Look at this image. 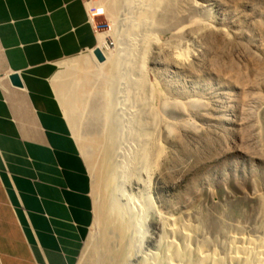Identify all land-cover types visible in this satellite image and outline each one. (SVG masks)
I'll return each instance as SVG.
<instances>
[{
  "label": "rangeland",
  "instance_id": "obj_1",
  "mask_svg": "<svg viewBox=\"0 0 264 264\" xmlns=\"http://www.w3.org/2000/svg\"><path fill=\"white\" fill-rule=\"evenodd\" d=\"M138 1L128 0L124 7L128 20H123L119 38L125 40L117 48L111 19L101 8L91 11L105 50L120 58L111 116L118 129L116 162L128 174L140 154L136 116L142 113L148 120V104L134 101L135 88L130 92L147 41L143 27L136 31L133 26L138 22L133 12ZM167 4L159 11L160 27L153 28L158 41H147L146 80L153 92L151 108L159 113L155 128L162 147L161 155L152 158L150 192L165 217L187 228L184 236L176 230L177 244L190 252L199 249L222 257L225 264H238L230 260L234 248H244L248 241L264 243V0H168ZM197 22L210 29L199 31ZM184 51L186 56L175 57ZM59 64L57 71H64ZM151 90L145 88V97ZM98 125L91 121L83 131ZM142 189L131 177L128 196L136 197ZM91 195L93 221L76 264H106L95 230L92 189ZM160 224L149 220L145 250L166 249L172 236L165 235ZM107 232L113 235L110 228ZM109 243L113 246L112 238ZM185 259L191 261L192 253Z\"/></svg>",
  "mask_w": 264,
  "mask_h": 264
},
{
  "label": "crops",
  "instance_id": "obj_2",
  "mask_svg": "<svg viewBox=\"0 0 264 264\" xmlns=\"http://www.w3.org/2000/svg\"><path fill=\"white\" fill-rule=\"evenodd\" d=\"M89 3L0 0V264H76L92 224L90 173L52 86L60 61L98 45Z\"/></svg>",
  "mask_w": 264,
  "mask_h": 264
},
{
  "label": "bare ground",
  "instance_id": "obj_3",
  "mask_svg": "<svg viewBox=\"0 0 264 264\" xmlns=\"http://www.w3.org/2000/svg\"><path fill=\"white\" fill-rule=\"evenodd\" d=\"M138 2V6L135 5L137 7H134L135 10L133 11L134 14L135 11L137 12L138 19V22L133 24L134 30L140 31L143 27L142 30L146 33L144 40L158 41L153 33V28L160 27L159 11L165 10L168 6V0H141ZM126 3L128 0H98L89 3L91 11L95 8H101L113 22L111 33L115 39L116 48L121 44L124 45L122 41L125 39H120L119 33L122 29L120 26L124 25L123 20H128L123 17L125 16L124 7ZM126 17L128 16L126 15ZM200 23L197 22L196 26L199 31L210 29L208 25ZM129 26H131L130 23ZM125 30L127 31L126 28ZM124 35L121 36L124 37ZM97 37L99 42L97 47L103 55V60H98L91 49L77 59H71L68 62L62 61L59 65L64 67V71H57L58 73L52 79V86L91 173V186L95 202L94 223L97 235L100 234L99 245L100 251H102V262L106 264H132L133 261L136 264H225L222 257L219 258L214 254H203L199 249L190 252L177 244L173 238L176 230L179 231L180 236H184L187 233V228L178 225L174 219L165 217L156 208L150 192V185H152L150 184L152 183L150 175L152 174L149 170L152 165V158L161 155L162 147L157 141L155 128L157 127L156 122L159 120V113L151 108L150 100H153V95L151 96L153 92L149 87L150 81L147 79L148 83L146 80L148 74L145 67L149 52V42L147 43V41L142 46L139 59L135 65L140 74L133 81V89L131 88L130 92H133L135 88L134 101L148 104L147 119L149 121H145V114L141 113L136 116L135 113L137 112L134 113L133 109L131 110V113L137 117L134 124L136 131L134 132L135 136H138L136 140H139L140 154L139 158L137 157L138 161L133 166L131 175L123 172L118 166L115 156L118 129L112 119L113 116H111V103H113L114 97L113 90L121 74V63L119 57L105 50L107 44L102 41V34H97ZM187 53L188 51L178 52L175 57L182 58ZM145 88L151 90V92L148 91L147 97H145ZM91 121L97 122L98 128L88 133L84 132L83 128ZM142 173L145 176L142 177ZM131 177H135L143 188L136 197L127 194V185ZM151 219L161 223L165 235L172 236L167 242L166 249L161 247L153 252L148 251V249L145 250L146 242L150 238L149 220ZM109 228L113 231L112 236H109L107 232ZM111 238L113 239V246L109 243ZM89 253L91 254V252ZM190 253H192L191 261L185 259L186 255ZM230 260L237 261L238 264H264V243L248 241L246 247L233 249ZM91 264L96 263L91 261Z\"/></svg>",
  "mask_w": 264,
  "mask_h": 264
},
{
  "label": "water",
  "instance_id": "obj_4",
  "mask_svg": "<svg viewBox=\"0 0 264 264\" xmlns=\"http://www.w3.org/2000/svg\"><path fill=\"white\" fill-rule=\"evenodd\" d=\"M92 50H93V52H94V54L98 60H100V61L103 60V55L97 46L94 47ZM8 79L13 86L22 87V82H21V79H20V76L18 73H16V72L10 73L8 75Z\"/></svg>",
  "mask_w": 264,
  "mask_h": 264
},
{
  "label": "built area",
  "instance_id": "obj_5",
  "mask_svg": "<svg viewBox=\"0 0 264 264\" xmlns=\"http://www.w3.org/2000/svg\"><path fill=\"white\" fill-rule=\"evenodd\" d=\"M87 51H89V50H87Z\"/></svg>",
  "mask_w": 264,
  "mask_h": 264
}]
</instances>
